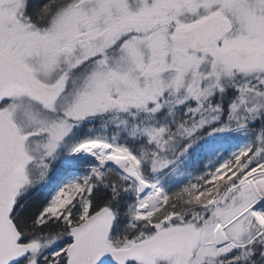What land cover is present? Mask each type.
Masks as SVG:
<instances>
[{
	"label": "snow or ice",
	"instance_id": "obj_1",
	"mask_svg": "<svg viewBox=\"0 0 264 264\" xmlns=\"http://www.w3.org/2000/svg\"><path fill=\"white\" fill-rule=\"evenodd\" d=\"M0 264H264V0H0Z\"/></svg>",
	"mask_w": 264,
	"mask_h": 264
}]
</instances>
